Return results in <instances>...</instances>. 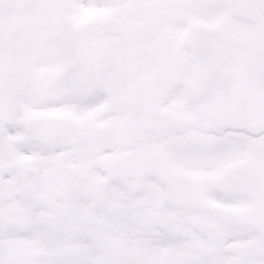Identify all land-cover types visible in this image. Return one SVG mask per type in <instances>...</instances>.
<instances>
[{
	"label": "snow or ice",
	"instance_id": "6c2138e0",
	"mask_svg": "<svg viewBox=\"0 0 264 264\" xmlns=\"http://www.w3.org/2000/svg\"><path fill=\"white\" fill-rule=\"evenodd\" d=\"M0 264H264V0H0Z\"/></svg>",
	"mask_w": 264,
	"mask_h": 264
}]
</instances>
